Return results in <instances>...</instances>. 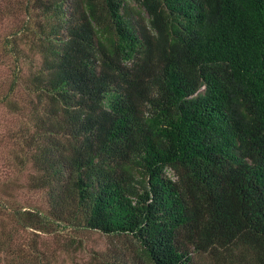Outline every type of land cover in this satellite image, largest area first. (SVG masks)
I'll return each mask as SVG.
<instances>
[{
	"label": "trees",
	"instance_id": "1",
	"mask_svg": "<svg viewBox=\"0 0 264 264\" xmlns=\"http://www.w3.org/2000/svg\"><path fill=\"white\" fill-rule=\"evenodd\" d=\"M16 1L0 105L47 208L0 212L144 264H264V0Z\"/></svg>",
	"mask_w": 264,
	"mask_h": 264
},
{
	"label": "rangeland",
	"instance_id": "2",
	"mask_svg": "<svg viewBox=\"0 0 264 264\" xmlns=\"http://www.w3.org/2000/svg\"><path fill=\"white\" fill-rule=\"evenodd\" d=\"M13 19L7 17L3 20L0 17V27L8 29ZM10 68V61L5 64L0 61V90L6 89L12 77ZM24 72H28L26 67ZM14 96L20 101L25 97L23 85H19ZM24 117L23 113L12 112L0 105V201L9 207L16 205L44 210L47 208L45 191L31 188L28 184L33 173L30 163L27 161L22 167L15 158L16 154L21 155L20 148L24 145L16 133L18 127L24 124ZM0 238L3 241L0 245V264H95L114 257L117 264H144L133 257L131 248L123 252L127 242L125 237L60 226L50 232L19 226L8 210L0 212ZM217 263L222 264L221 261Z\"/></svg>",
	"mask_w": 264,
	"mask_h": 264
}]
</instances>
